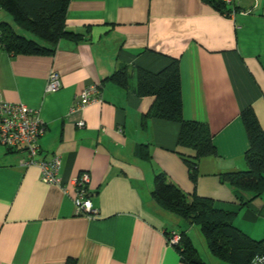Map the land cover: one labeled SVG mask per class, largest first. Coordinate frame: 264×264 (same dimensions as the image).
<instances>
[{
  "label": "crops",
  "instance_id": "obj_1",
  "mask_svg": "<svg viewBox=\"0 0 264 264\" xmlns=\"http://www.w3.org/2000/svg\"><path fill=\"white\" fill-rule=\"evenodd\" d=\"M234 6L225 16L205 0H70L66 28L82 40L63 38L51 55L0 46V100L35 111L46 126L37 158L61 159V185H48L37 167L21 164L23 151L0 145V264H187L166 237H189L194 225L153 200L159 174L188 200L208 197L236 211L235 226L264 239V193L242 205L251 193L220 179L244 169L240 112L252 107L264 127V0ZM174 59L183 117L207 124L217 152L199 161L195 183L177 152L178 124H143L153 99L102 82L122 66L158 72ZM52 73L59 88L47 92ZM89 86L99 100L73 111ZM81 174L95 217L73 204L71 181ZM206 254V264H227Z\"/></svg>",
  "mask_w": 264,
  "mask_h": 264
},
{
  "label": "trees",
  "instance_id": "obj_2",
  "mask_svg": "<svg viewBox=\"0 0 264 264\" xmlns=\"http://www.w3.org/2000/svg\"><path fill=\"white\" fill-rule=\"evenodd\" d=\"M70 0H0L1 13H7L13 24L30 34L34 40L19 34L12 25L0 21V46L13 55H51L61 39L82 40V34L66 28L65 16ZM219 14L228 16L231 9L220 0H205ZM1 15V14H0ZM111 82L138 98H152L149 110L143 114V124L149 119L176 123L179 126L177 152L189 171L192 183L197 179L199 161L216 157L213 134L207 124L185 120L181 98L178 62L174 59L158 72L140 67H119L102 82ZM248 148L243 155L244 169L221 175L222 182L236 191L251 193L247 204L264 193V127L252 107L240 112ZM144 147L138 150L147 157ZM151 196L164 209L178 215L190 225L199 227L212 256L227 264H255L264 257V239L256 240L234 224L236 211L217 208L215 200L184 193L163 174L154 177ZM181 244L176 247L181 261L206 264L197 253L186 232H180Z\"/></svg>",
  "mask_w": 264,
  "mask_h": 264
},
{
  "label": "built area",
  "instance_id": "obj_3",
  "mask_svg": "<svg viewBox=\"0 0 264 264\" xmlns=\"http://www.w3.org/2000/svg\"><path fill=\"white\" fill-rule=\"evenodd\" d=\"M220 1L231 9V13H234V5L237 0ZM58 88L59 76L56 73H52L47 83V92H54ZM78 98L73 111L83 110L89 104L99 100L97 86L85 88ZM78 126H82V123H79ZM45 130V124L35 111L22 104L8 103L0 100V145L9 151H23L25 158L21 160V164L37 167L43 183L61 185L59 177L60 156L53 155L49 159L37 158L40 152L38 142L43 137ZM88 182L89 179L86 174H81L78 178L71 181L76 190L73 204L77 214L95 217L97 213L92 209L89 199ZM166 238L167 243L171 246L177 247L181 244V236L177 232L168 233ZM254 263L264 264V257L258 258Z\"/></svg>",
  "mask_w": 264,
  "mask_h": 264
},
{
  "label": "rangeland",
  "instance_id": "obj_4",
  "mask_svg": "<svg viewBox=\"0 0 264 264\" xmlns=\"http://www.w3.org/2000/svg\"><path fill=\"white\" fill-rule=\"evenodd\" d=\"M0 21H5L7 23H9L10 25L13 26V28L18 31L19 34H25V35H28L30 37H33L31 36L30 34L20 30L19 28H17L13 22H12V19L11 17L5 13V12H2L1 15H0ZM191 233H189V238L191 240V244L193 245V247L195 248V250L197 251V253L203 257L204 255H207L206 253H209L208 252V248H207V244H206V241L205 239L203 238L201 232H200V229L198 226L194 225L192 227V230H190ZM259 236V235H258ZM256 240H260V239H256Z\"/></svg>",
  "mask_w": 264,
  "mask_h": 264
}]
</instances>
